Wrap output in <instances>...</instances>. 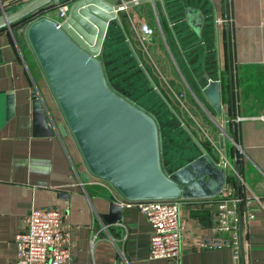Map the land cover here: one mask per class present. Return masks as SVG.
Returning <instances> with one entry per match:
<instances>
[{
  "label": "crops",
  "instance_id": "crops-1",
  "mask_svg": "<svg viewBox=\"0 0 264 264\" xmlns=\"http://www.w3.org/2000/svg\"><path fill=\"white\" fill-rule=\"evenodd\" d=\"M22 1L0 0V13ZM121 5L120 21H111L104 45L111 80L121 84L122 72L128 87L162 89L177 116L190 121L196 151L189 160L202 153V145L226 167V183L233 185L236 196L238 146L241 197H251L255 212L243 220L245 260L264 264V0H124ZM58 11L59 6L50 3L0 29V264H16V235L33 206L65 211V227L71 233L66 264H234L230 235L214 229L220 192L181 197L185 227L176 261L150 256L153 227L138 206L123 205L125 198L107 179L83 175L86 162L72 133L59 128L64 115L26 29H21L43 15L58 19ZM142 24L153 27L154 33L143 38ZM138 70L147 76L137 78ZM210 79L220 82L221 113L203 90ZM128 95L156 118L169 117L165 112L158 116L143 96ZM36 97L47 124L37 118ZM113 198L121 206L117 211H112Z\"/></svg>",
  "mask_w": 264,
  "mask_h": 264
},
{
  "label": "water",
  "instance_id": "water-1",
  "mask_svg": "<svg viewBox=\"0 0 264 264\" xmlns=\"http://www.w3.org/2000/svg\"><path fill=\"white\" fill-rule=\"evenodd\" d=\"M65 0H24L0 13V29L33 16L39 9ZM124 0H74L65 16L43 15L30 20L25 33L33 48L65 123L86 162L87 178L98 176L110 181L127 199L162 197H209L226 185V167L219 165L201 145L202 153L173 171L163 165L160 126L148 110L115 89L109 82L100 57L112 20L120 21L118 10ZM131 5V3H127ZM227 18V33L229 15ZM228 41H230L228 39ZM232 95L233 141H237L233 71L229 66ZM204 92L221 113V89L210 79ZM38 119L48 122L46 111L35 99ZM239 149L235 144L234 168L238 193V213L243 230L240 192ZM112 211L121 208L113 198ZM113 218L112 215L109 216ZM243 260H245L242 231Z\"/></svg>",
  "mask_w": 264,
  "mask_h": 264
},
{
  "label": "built area",
  "instance_id": "built-area-1",
  "mask_svg": "<svg viewBox=\"0 0 264 264\" xmlns=\"http://www.w3.org/2000/svg\"><path fill=\"white\" fill-rule=\"evenodd\" d=\"M138 1V0H135ZM70 3H60V16H65ZM121 8L125 5H121ZM26 29V24L21 25ZM143 38L154 33V28L142 24ZM0 54V63H1ZM243 220L255 216L250 196L242 198ZM238 196L233 185L226 183L217 201V222L214 229L230 235L234 264H242L243 242L238 213ZM126 206H138L148 217L153 230L150 241L151 257H168L179 260L182 252V231L184 220L181 216V197L127 199ZM65 211L57 207L33 206L25 218L23 228L16 235V264H66L70 258L71 233L65 227ZM98 233H93L92 241ZM245 247V242H244ZM246 256V249H245ZM244 264H253L244 260Z\"/></svg>",
  "mask_w": 264,
  "mask_h": 264
},
{
  "label": "rangeland",
  "instance_id": "rangeland-1",
  "mask_svg": "<svg viewBox=\"0 0 264 264\" xmlns=\"http://www.w3.org/2000/svg\"><path fill=\"white\" fill-rule=\"evenodd\" d=\"M145 74L147 76V73ZM122 90L130 94L134 92L135 97L141 98L143 96V99L147 100L145 101L146 104L155 110L158 116L162 115L161 112L169 115L167 119L158 121L161 134L163 165L168 171H173L176 167L194 156L196 144L190 131V121L177 116L174 110L175 104L168 101L162 89H160V92L155 88L152 90L150 88L147 91L146 89L137 87L123 86ZM163 90L168 91V89ZM153 91L158 94H153ZM142 107L148 110L144 105Z\"/></svg>",
  "mask_w": 264,
  "mask_h": 264
},
{
  "label": "trees",
  "instance_id": "trees-1",
  "mask_svg": "<svg viewBox=\"0 0 264 264\" xmlns=\"http://www.w3.org/2000/svg\"><path fill=\"white\" fill-rule=\"evenodd\" d=\"M110 37V33H108L107 35V38ZM109 50L106 48L105 46V49H103V52L102 54L100 55L101 59L103 60V63H104V66H105V70H106V74H107V77H108V80L110 82V84L115 88L117 89L119 92L123 93L124 95H126L128 98H130L131 100H133L128 94L130 93H127L125 91L122 90V87L123 86H126V81H125V77L122 75V72L119 73V77L121 78V81L119 83L121 84H117L115 80H111V75H110V68H109V65H108V61L106 59H108V56H106L108 54ZM106 62V63H105ZM138 63L135 62L134 63V66L138 67ZM140 68V67H138ZM138 74H137V78L141 79L142 77H146V74L144 72H141L140 70H138ZM121 74V75H120ZM142 82V81H141ZM131 87V86H130ZM137 88H141V87H138ZM141 89H146L147 91L150 89L149 87H144V88H141ZM134 93V92H133ZM133 93H131L130 95H133ZM135 96V94H134ZM134 101V100H133ZM137 103V102H136ZM139 104V103H137ZM140 105V104H139ZM142 106V105H141ZM157 120L160 122L161 120H164V119H158Z\"/></svg>",
  "mask_w": 264,
  "mask_h": 264
}]
</instances>
